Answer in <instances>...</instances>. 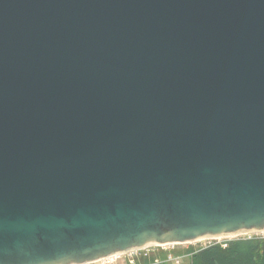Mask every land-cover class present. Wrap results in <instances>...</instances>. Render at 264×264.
<instances>
[{
  "label": "water",
  "instance_id": "1",
  "mask_svg": "<svg viewBox=\"0 0 264 264\" xmlns=\"http://www.w3.org/2000/svg\"><path fill=\"white\" fill-rule=\"evenodd\" d=\"M264 233V0H0V264Z\"/></svg>",
  "mask_w": 264,
  "mask_h": 264
},
{
  "label": "trees",
  "instance_id": "2",
  "mask_svg": "<svg viewBox=\"0 0 264 264\" xmlns=\"http://www.w3.org/2000/svg\"><path fill=\"white\" fill-rule=\"evenodd\" d=\"M178 257L179 264H264V237L234 239L226 242V246L219 243L193 250L183 251L160 250L150 259L141 260V264H174L167 261V256ZM158 259V262H155Z\"/></svg>",
  "mask_w": 264,
  "mask_h": 264
},
{
  "label": "built area",
  "instance_id": "3",
  "mask_svg": "<svg viewBox=\"0 0 264 264\" xmlns=\"http://www.w3.org/2000/svg\"><path fill=\"white\" fill-rule=\"evenodd\" d=\"M221 239H224V238H207V240L214 241V243H219L218 241H221ZM203 240L205 239H201L197 241L199 242ZM197 241H194V242H197ZM192 243L193 242L186 243V244L193 245ZM181 245L183 244H180L177 246H181ZM221 245L226 246V243L221 244ZM169 246H174V245H169ZM166 247L168 246L146 247L143 249L127 251L125 253L113 254V255L106 256L98 260H95L89 263H83V264H140V261L142 259H150L152 256H155L160 250H167ZM167 261L172 262L174 264H179L180 262L178 257L172 256L170 254L167 256ZM155 262L157 263L158 259H155Z\"/></svg>",
  "mask_w": 264,
  "mask_h": 264
},
{
  "label": "rangeland",
  "instance_id": "4",
  "mask_svg": "<svg viewBox=\"0 0 264 264\" xmlns=\"http://www.w3.org/2000/svg\"><path fill=\"white\" fill-rule=\"evenodd\" d=\"M252 237H264V233H255V234H246V235L228 237V238L221 239V241H218V242H219V244H224L227 241H231L234 239H246V238H252ZM212 243H214V241H210V240L205 239L203 241L193 242L192 243L193 245H190V244H183L181 246L174 245V246H168V247H166V249H167V251H183L187 248H192L193 250L196 251L198 249L212 245ZM122 260H123V258H122Z\"/></svg>",
  "mask_w": 264,
  "mask_h": 264
},
{
  "label": "crops",
  "instance_id": "5",
  "mask_svg": "<svg viewBox=\"0 0 264 264\" xmlns=\"http://www.w3.org/2000/svg\"><path fill=\"white\" fill-rule=\"evenodd\" d=\"M142 260H145L146 261V259H142ZM141 264V263H140Z\"/></svg>",
  "mask_w": 264,
  "mask_h": 264
}]
</instances>
